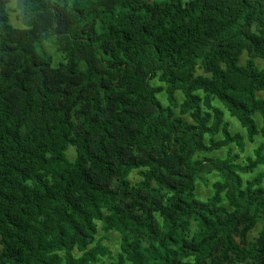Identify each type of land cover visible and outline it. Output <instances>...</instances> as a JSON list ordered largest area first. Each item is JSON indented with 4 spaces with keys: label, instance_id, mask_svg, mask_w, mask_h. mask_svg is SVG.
<instances>
[{
    "label": "trees",
    "instance_id": "trees-1",
    "mask_svg": "<svg viewBox=\"0 0 264 264\" xmlns=\"http://www.w3.org/2000/svg\"><path fill=\"white\" fill-rule=\"evenodd\" d=\"M133 2L0 0V264H264V0Z\"/></svg>",
    "mask_w": 264,
    "mask_h": 264
},
{
    "label": "rangeland",
    "instance_id": "rangeland-1",
    "mask_svg": "<svg viewBox=\"0 0 264 264\" xmlns=\"http://www.w3.org/2000/svg\"><path fill=\"white\" fill-rule=\"evenodd\" d=\"M146 3V0H134L133 2V6H132V9H131V13H135V12H138L141 10L142 7H144ZM13 20V19H12ZM49 50L51 51L53 57H54V60L55 62H58L59 60H61V56L60 54H58L57 52H55V50L53 48H50L49 47ZM226 120L229 121L230 123V128L233 132H240L241 134H243L245 136V130L240 126V124L238 123V121L234 118V117H231L229 115V113L226 114L225 116ZM253 118L256 120V122L258 123L259 122V116L258 114H255L253 116ZM260 142H263L264 143V137H260L258 136L254 143H246L245 145V151H244V154H250L252 153V150L254 147H256ZM69 151H68V155L71 157V154L73 152L72 148L69 147ZM232 152L235 153L237 152V149L235 147H232ZM224 155V151H218L216 152L215 154H213V156H223ZM132 177L134 179L138 178L136 176V173H134L132 175ZM216 176L214 174H212L209 179H206V182H207V185L205 183H199L198 184V194L201 195V196H206L207 194L210 193V190H211V187H210V184L211 182L213 181V179L215 178ZM256 232H254L255 234ZM104 243L106 245H108V247L112 250V253L114 254L116 251H117V245H118V236L117 234L115 233H108V237L104 240Z\"/></svg>",
    "mask_w": 264,
    "mask_h": 264
}]
</instances>
